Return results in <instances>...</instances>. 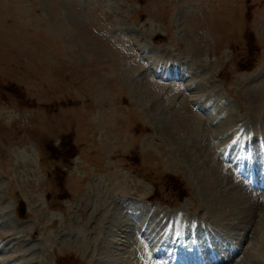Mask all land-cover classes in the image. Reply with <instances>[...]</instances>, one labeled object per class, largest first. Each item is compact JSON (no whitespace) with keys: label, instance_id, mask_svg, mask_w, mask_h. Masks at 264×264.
Masks as SVG:
<instances>
[{"label":"rangeland","instance_id":"obj_1","mask_svg":"<svg viewBox=\"0 0 264 264\" xmlns=\"http://www.w3.org/2000/svg\"><path fill=\"white\" fill-rule=\"evenodd\" d=\"M248 146L264 182V0H0V264H159L154 202L155 237L202 212L264 264V194L220 164Z\"/></svg>","mask_w":264,"mask_h":264},{"label":"bare ground","instance_id":"obj_2","mask_svg":"<svg viewBox=\"0 0 264 264\" xmlns=\"http://www.w3.org/2000/svg\"><path fill=\"white\" fill-rule=\"evenodd\" d=\"M133 51H134V50H133ZM133 51H132V52H133ZM167 70H168V69H167ZM211 91H212V90H211ZM225 117H226V116H225ZM259 127H261V126H259ZM240 129H241V128H239V130H240ZM255 129H256V127H255ZM252 130H253V129H252ZM261 131H262V130H261ZM229 132H230V131H229ZM253 132H254V131H253ZM262 132H263V131H262ZM243 133H244V132H243ZM239 134H240V133H239ZM244 134L246 135L247 133H244ZM245 135H242L244 141H246L247 138H248V136H245ZM260 135H261V134H260ZM256 136H257V135H256ZM260 137H261V136H260ZM239 138H240V137H239ZM240 139H241V138H240ZM262 139H263V136H262ZM244 141H243V142H244ZM259 141H260V140H259ZM237 142H238V140H237ZM255 142H256V141H255ZM245 143H246V142H245ZM259 143H260V142H259ZM238 144H239V143H238ZM257 144H258V143H257ZM261 144H262V143H261ZM245 145H246V144H245ZM249 145H250V144H249ZM246 146H247V145H246ZM263 147H264V146H263ZM220 148H225V147H224V145H219V146L217 145V149H220ZM254 148H255V146H254ZM254 148H252V151L254 150ZM261 149H262V147H261ZM261 149H259L258 147H256V148H255V151L259 153V151H260ZM263 149H264V148H263ZM217 151H218V150H217ZM220 151H221V150H220ZM241 152H242V151H241ZM256 152H253L254 155H257ZM260 152H261V151H260ZM217 153H218V152H217ZM253 153H252V154H253ZM242 154H243V153H242ZM263 154H264V153H263ZM237 155H238V154H237ZM254 155H251V156L253 157ZM217 156H218V155H217ZM239 157H240V156H239ZM232 159H233V157H232ZM234 159H235V158H234ZM237 159H238V157H237ZM238 160H239V159H238ZM250 160H251V158H250ZM255 160H256V159H255ZM253 161H254V160H253ZM253 161H252V162H253ZM232 162H233V161H232ZM241 166H242V165H241ZM261 167H262V166H261ZM261 169H262V168H261ZM231 173H232V172H231ZM235 177H236V176H235ZM256 179H257V178H256ZM241 182H242V181H241ZM234 183H235V182H234ZM238 183H239V181H238ZM241 184H242L243 186H245V184H243V183H241ZM235 186H240V183L237 184V185H235ZM232 188H233V187H232ZM236 188H237V187H236ZM242 189H243V188H242ZM229 190H230V188H229ZM232 190H233V189H232ZM243 190H244L245 192H248V190H246V189H243ZM254 191H255V189H254L253 191H251V194H255V195L258 194L257 191H256V192H254ZM230 192H231V191H230ZM233 193H234V192H233ZM248 193H250V192H248ZM248 193H247V194H248ZM261 193L264 194L263 192H261ZM258 195H259V194H258ZM249 196H251V195H249ZM252 196H253V195H252ZM256 196H257V195H256ZM253 197L255 198V196H253ZM238 198H239V196L236 195V194H235V195H233V194H228V195L226 196V203H227V205L230 204V205H233V206L236 207V208L239 207V206L242 205V204H240V202L238 201ZM250 199H251V198H250ZM250 199H245V200H244V198H243V200H244V202H245V205H246V204H249V205H250V203H251ZM258 202H259V201H258ZM242 203H243V202H242ZM252 203H253V202H252ZM260 203H261V204H264V201H262V202H260ZM245 205H244V206H245ZM256 205H257V204H256ZM242 206H243V205H242ZM234 207H233V208H234ZM245 207H246V206H245ZM250 207H251V206H250ZM243 208H244V207H243ZM254 210H255V209H254ZM143 212H144V211H143ZM135 213H136V212H135ZM138 213H139V212H138ZM142 214H143V213H142ZM144 214H145V212H144ZM245 215H248V214L245 213ZM206 218L208 219V217H206ZM209 220H210V219H209ZM209 220H207V221L209 222ZM238 220H239V219H238ZM240 221H241V220H239L238 222H240ZM147 222H148V221H147ZM147 222H146V223H147ZM211 222H212V221H211ZM211 222H209V223H211ZM242 222H243V221H242ZM142 224H143V223H142ZM144 224H145V223H144ZM242 224H243V223H242ZM246 224H247V223H246ZM246 224H245V225H246ZM237 225H238V224H237ZM161 226H162V225H161ZM141 227H143V225H141ZM145 227H147V224L145 225ZM145 227H144V228H145ZM159 227H160V226H159ZM210 227H211V226H210ZM240 227L242 228V226H240ZM240 227H239V228H240ZM160 228H161V227H160ZM136 229H137V228H136ZM145 229H146V228H145ZM211 229H212V228H211ZM243 229H244V226H243ZM252 229H253V228H252ZM137 230H138V229H137ZM144 231H145V230H144ZM249 231H250V228L247 227V231H246V232L248 233V235H249ZM141 232H142V230H141ZM246 232H245V233H246ZM154 233H155V232H154ZM229 234H230V233H229ZM228 237H229V236H228ZM231 237H232V236H231ZM231 237H230V239H232ZM233 237H234V236H233ZM146 239H147V238H146ZM148 239H149V238H148ZM234 240H235V238H234ZM188 241H189V240H188ZM144 242H145V241H144ZM236 242H238V241H236ZM241 242H242V241H241ZM241 242H240V243H241ZM142 243H143V242H142ZM145 243H146V242H145ZM143 244H144V243H143ZM231 244H232V243H231ZM218 245H222V242H220ZM232 245H234V243H233ZM235 245L237 246L236 243H235ZM238 245H239V244H238ZM199 246H200V245H199ZM233 247H234V246H233ZM197 249H199V248H197ZM260 249H261V248H260ZM201 250H202V249H201ZM233 250H234V249H233ZM247 250H248V249H247ZM245 251H246V250H245ZM259 251H261V250H259ZM198 253H199V252H198ZM205 253H206V252H205ZM206 254H207V253H206ZM206 254H205V255H206ZM198 255H199V254H198ZM207 255H208V254H207ZM199 256H200V255H199ZM208 256H209V255H208ZM208 256H207V257H208ZM196 257H197V256H196ZM207 257H206V258H207ZM210 258H211V257H210ZM199 259H200V258H199ZM203 259H204V257H203ZM200 260H202V259H200ZM205 260H206V259H205ZM232 260H233V259H230L229 261H227V260L224 259V258L222 259V261L225 262L226 264H227L228 262H231V264H232V263L240 264L239 262L236 263V262H234V261H232ZM237 261H238V260H237ZM197 262H198V261H197ZM247 262H248V261H247ZM187 264H188V263H187ZM201 264H203V262H202ZM241 264H242V263H241Z\"/></svg>","mask_w":264,"mask_h":264}]
</instances>
